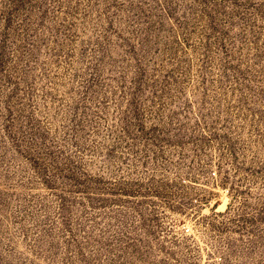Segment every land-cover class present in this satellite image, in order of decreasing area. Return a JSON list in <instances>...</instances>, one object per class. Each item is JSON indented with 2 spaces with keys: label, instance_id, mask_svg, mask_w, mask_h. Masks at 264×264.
<instances>
[{
  "label": "rangeland",
  "instance_id": "374dc122",
  "mask_svg": "<svg viewBox=\"0 0 264 264\" xmlns=\"http://www.w3.org/2000/svg\"><path fill=\"white\" fill-rule=\"evenodd\" d=\"M0 264H264V0H0Z\"/></svg>",
  "mask_w": 264,
  "mask_h": 264
}]
</instances>
